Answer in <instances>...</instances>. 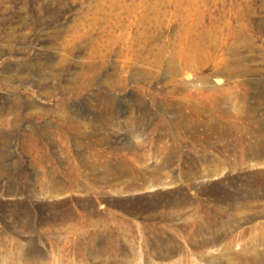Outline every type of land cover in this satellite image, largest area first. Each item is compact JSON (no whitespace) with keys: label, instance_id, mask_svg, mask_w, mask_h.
<instances>
[{"label":"rangeland","instance_id":"1","mask_svg":"<svg viewBox=\"0 0 264 264\" xmlns=\"http://www.w3.org/2000/svg\"><path fill=\"white\" fill-rule=\"evenodd\" d=\"M0 264H264V0H0Z\"/></svg>","mask_w":264,"mask_h":264},{"label":"bare ground","instance_id":"2","mask_svg":"<svg viewBox=\"0 0 264 264\" xmlns=\"http://www.w3.org/2000/svg\"><path fill=\"white\" fill-rule=\"evenodd\" d=\"M194 41V40H193Z\"/></svg>","mask_w":264,"mask_h":264}]
</instances>
